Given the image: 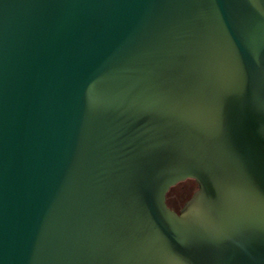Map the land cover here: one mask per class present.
Segmentation results:
<instances>
[{
  "label": "water",
  "instance_id": "water-1",
  "mask_svg": "<svg viewBox=\"0 0 264 264\" xmlns=\"http://www.w3.org/2000/svg\"><path fill=\"white\" fill-rule=\"evenodd\" d=\"M0 264H264V0H0Z\"/></svg>",
  "mask_w": 264,
  "mask_h": 264
},
{
  "label": "rangeland",
  "instance_id": "rangeland-1",
  "mask_svg": "<svg viewBox=\"0 0 264 264\" xmlns=\"http://www.w3.org/2000/svg\"><path fill=\"white\" fill-rule=\"evenodd\" d=\"M196 189L197 183L194 179L188 178L177 183L167 193L168 205L172 209L179 211Z\"/></svg>",
  "mask_w": 264,
  "mask_h": 264
}]
</instances>
